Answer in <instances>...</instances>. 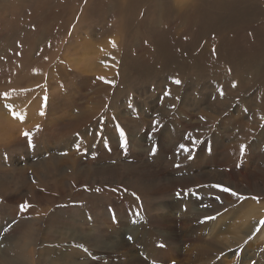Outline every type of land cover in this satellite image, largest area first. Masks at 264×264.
<instances>
[{
  "label": "rangeland",
  "instance_id": "374dc122",
  "mask_svg": "<svg viewBox=\"0 0 264 264\" xmlns=\"http://www.w3.org/2000/svg\"><path fill=\"white\" fill-rule=\"evenodd\" d=\"M174 1L0 0V264H264V18Z\"/></svg>",
  "mask_w": 264,
  "mask_h": 264
},
{
  "label": "bare ground",
  "instance_id": "6f19581e",
  "mask_svg": "<svg viewBox=\"0 0 264 264\" xmlns=\"http://www.w3.org/2000/svg\"><path fill=\"white\" fill-rule=\"evenodd\" d=\"M104 1H109L111 3L110 6H111L112 12H118L120 14L119 15L120 18L116 20V24L113 27V31L117 34H120L122 36L127 37L130 33H132V30L130 28L126 27V25L123 23V19L121 17L126 12L133 11L137 6L141 5L142 2H144L145 0H86L88 9H91L93 7V4L103 3ZM169 1H171V0H169ZM166 2L167 1H165L163 3L164 6L167 5ZM174 2H176V4L174 3L176 9H173V11L175 13L174 15L177 18H179L180 21L182 20L184 22H189V19H192V20L197 19L195 23H199L201 25L200 27H202V25H205V26L210 27V28L220 29V28H225L224 27L225 24L223 21L232 22L234 25H240L241 23H244V22L246 23V21H249L250 19L252 20V18H253L252 16H255V17L259 16V17L264 18V14L259 13L260 9H264V0H253L251 2L248 0H176ZM173 8H174V6H173ZM129 21H131V20H129ZM192 23L194 25L193 21H192ZM127 25H128V23H127ZM202 30H203V28H202ZM96 32H99V34H97V38H99L100 36L101 37L105 36L104 35L105 31H99L98 29H96ZM210 32H211V30H210ZM206 33H207V31H206ZM90 37H91V33H88L86 36V40H85L86 44L92 43L91 41H88ZM119 46L122 47L123 44L122 45L119 44ZM242 65L246 66V68H248L249 70H252L253 77H257L260 74H262V72H263V69L260 70V68L264 65V59L261 56L256 55V53H254L253 56L244 58L242 60ZM252 225L256 226V224L255 225L252 224ZM249 230H250L249 233H252L256 229L251 228ZM246 233H244V234H246ZM253 255H254V251L252 252V255H249L248 257H252ZM235 260H233V261H235Z\"/></svg>",
  "mask_w": 264,
  "mask_h": 264
},
{
  "label": "snow or ice",
  "instance_id": "6c2138e0",
  "mask_svg": "<svg viewBox=\"0 0 264 264\" xmlns=\"http://www.w3.org/2000/svg\"><path fill=\"white\" fill-rule=\"evenodd\" d=\"M112 44H113V47H115V42H114V41L112 42ZM99 79L103 80L104 77H99ZM173 83L179 85V84H181V81H180L179 79H174V80H173ZM235 86H236V85L233 84V87H235ZM221 94H223V93H221ZM3 95H4L5 97H7L8 93H3ZM164 95H165V96H168V95H170V92H169V91H165ZM46 99H47V97H45V100H46ZM177 99H179V98L177 97ZM7 107H8L10 110L12 109V105H7ZM172 107H175V105H172ZM12 114H13V116H17V117L20 116V114L17 113V112H15V111H12ZM40 114H41V115H44L43 110L41 111ZM20 118L22 119L23 117H20ZM201 119H204V117H201ZM262 119H264V117H262ZM154 123H158V121H154ZM262 127H264V125H262ZM39 130H40V125H36V131L38 132ZM120 131H121V135H123V130L121 129ZM23 135H25L26 137H28V142H29V144L31 145V144H32V135H33V133L28 132V131H25V132L23 133ZM188 137L191 138V133L188 134ZM125 143H126V141H125ZM195 143H197V141H196L195 139H192V144H193V146L195 145ZM246 147H247V146L244 145V144H241V145H240V152H241V154H243V153L245 152ZM179 150H183V151H185V152H190V151H191V150L189 149V147H188L187 145H185V144H181V145H179ZM188 158L191 159V158H192L191 155H189ZM177 166H178V165H177ZM217 187H220V186L217 185ZM98 190H99V189H98ZM223 191L231 192L232 195H234V196H238L240 199H245V197L239 196L238 193L232 191V189H230V188H223ZM177 195H179V193H177ZM217 199H218V198H217ZM254 199H258V198L254 197ZM28 207H30V205H28L27 202H25V203H23V204L20 205V209H21V210H25V209L28 208ZM137 215L139 216V213H137ZM140 218L143 219V217H140ZM205 219H214V217H206ZM133 222H135V221H133ZM260 223H261L262 225H264V219H262V220L260 221ZM6 230H7V229H6ZM127 239H128L129 241H131L133 238H132L131 235H129V236L127 237ZM159 246H160V247H165V245H164L163 243H161ZM86 251H87V250H86ZM172 264H175V261H172Z\"/></svg>",
  "mask_w": 264,
  "mask_h": 264
}]
</instances>
